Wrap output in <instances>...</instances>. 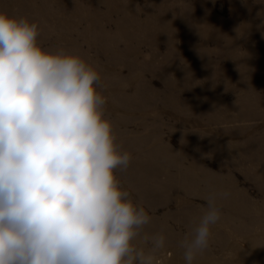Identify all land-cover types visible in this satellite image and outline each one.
Listing matches in <instances>:
<instances>
[{"label": "rangeland", "instance_id": "374dc122", "mask_svg": "<svg viewBox=\"0 0 264 264\" xmlns=\"http://www.w3.org/2000/svg\"><path fill=\"white\" fill-rule=\"evenodd\" d=\"M22 1L28 12L10 8L12 17L102 22L108 31L87 54L117 151L131 155L114 175L136 206L163 220L165 244L179 247L207 197L226 191L209 245L193 263L264 264V0ZM112 22H135L136 50L123 51ZM59 27L55 35L81 42ZM233 243L242 254L236 262L228 255ZM171 251L157 253L163 264Z\"/></svg>", "mask_w": 264, "mask_h": 264}, {"label": "clouds", "instance_id": "9594fccd", "mask_svg": "<svg viewBox=\"0 0 264 264\" xmlns=\"http://www.w3.org/2000/svg\"><path fill=\"white\" fill-rule=\"evenodd\" d=\"M38 25L0 12V264H163L161 233L133 241L151 217L121 190L119 152L100 74L78 54L43 50ZM213 192L190 236L185 264L221 218Z\"/></svg>", "mask_w": 264, "mask_h": 264}, {"label": "bare ground", "instance_id": "6f19581e", "mask_svg": "<svg viewBox=\"0 0 264 264\" xmlns=\"http://www.w3.org/2000/svg\"><path fill=\"white\" fill-rule=\"evenodd\" d=\"M5 5H6V9L4 13H6L9 16H12V11H10V8L14 9L15 7H18L22 12H28V8H29L27 3L22 0H6ZM23 10H26V11H23ZM26 18L29 20V22L31 21V18L29 17H26ZM35 23H37L38 31H39V34L37 37V44L43 50L49 51V52H55L57 50L63 49V47H66V49H63L65 52L78 54L89 65L91 61L88 58L87 53H89L92 49L95 48V44L98 42V36H100L102 32L105 34L108 33V31L103 28L102 22H46L45 18H40L39 22H35ZM112 23L114 25L115 32H116V40L123 41L124 46L126 48V49L124 48L123 51L128 55L129 53L133 51L132 49L136 50L135 47L133 46L134 40H136L134 37L135 32L131 31L134 29L135 22H112ZM81 24H85L86 27H84L83 29H79ZM59 25L66 26L70 32L76 33V36L79 39H81V42H78L72 38L66 37L62 34L55 35L54 30L56 28H61L59 27ZM139 30L145 33L147 32V27L142 26L139 28ZM45 44H48V46L46 48H43ZM56 45H61V48L55 47ZM109 46L111 47L112 43H109ZM82 47L85 48L84 51H82L81 49ZM135 53H137V51H135ZM109 111H113V108H110ZM199 186L204 187L206 186V184L199 183ZM162 224H163L162 219L152 218L150 220V223L144 227V229L146 227H149V229L144 231L141 236L142 237L144 235L151 236L152 234L150 232L151 231L154 233L158 232L159 229H162L163 227ZM189 229H192V228L190 227ZM158 233H161L163 235L162 231H159ZM138 241L140 243H138ZM246 241L249 244L250 239ZM135 242L141 245L142 248H144L145 243L143 241V238L137 239ZM252 242H253V245H255L254 239L252 240ZM135 245L136 244H134V246ZM137 247L139 248L140 246L137 245ZM166 247H171V248L166 249ZM162 250H172L171 252L168 253L169 259L164 264H185L184 255H183L184 250L180 247H176L175 243L173 242L166 243ZM240 252H241L240 248L237 247L235 243L231 244L228 248V255H230L229 259H231V261L233 262H236V257H238L239 255H242ZM193 264H198V263H193ZM211 264H215V263L211 261Z\"/></svg>", "mask_w": 264, "mask_h": 264}]
</instances>
